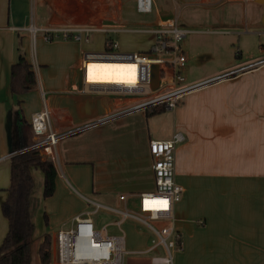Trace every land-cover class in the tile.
Listing matches in <instances>:
<instances>
[{
  "label": "crops",
  "instance_id": "crops-1",
  "mask_svg": "<svg viewBox=\"0 0 264 264\" xmlns=\"http://www.w3.org/2000/svg\"><path fill=\"white\" fill-rule=\"evenodd\" d=\"M79 9L80 0H0V163L8 164L9 176L10 158L14 152L16 99L21 102L22 115L28 124L31 115L46 106L52 128L58 132L100 120L127 104L126 100L107 94L104 88L82 84L83 54L96 51L91 43H45L39 38L32 44L27 32L30 25L37 28L83 26L93 21L88 13L83 19L79 18ZM258 24L264 29L263 15ZM41 48L51 49L58 57L63 68L59 76L47 75L51 64L39 54ZM120 51L124 52L121 48ZM259 53L261 57L249 63L264 59L263 45ZM20 55L32 66L37 86L34 91L15 98L10 90L11 67ZM186 66L183 75L187 81ZM243 66L209 74L196 82L206 83L188 93L173 111L172 127L167 134L150 136L148 131L138 127L135 134L131 124H127L122 131L121 137L124 138L120 137L122 143H127V148H122L126 151L118 160L114 157L107 160L106 167H100L98 172L90 167L92 164L87 158L90 149L84 152L74 149L79 156L70 159V152L74 150L61 147L65 168L76 183V169H85L91 179L98 181L107 168V180L99 181L107 182V198L116 205H104L120 207L119 196L131 198L154 190L149 141L169 140L174 133L184 136L185 141L176 148L174 163L175 183L183 188L182 198L174 207L182 247L174 257L175 264H264V63L233 77L211 81ZM87 80L101 84H135V66L107 62L91 65ZM107 97L112 98L110 102ZM33 99L35 105H32ZM89 130L76 137L91 136L93 130ZM139 131H144L147 142L136 151L132 140L140 134ZM112 142L107 141V145ZM139 155L142 161L135 162ZM124 156L127 157L125 161L131 157L132 160L122 166L120 159ZM83 158L87 160H80ZM121 168L124 170L120 173ZM31 175L34 188L30 216L34 240L41 241L45 236L37 234L36 217L40 203L44 205L47 224L50 215L58 217L52 227L57 228L56 232L60 227L68 226L74 217L89 211L84 197L78 193L82 201L75 196L66 197L58 209L53 208L51 201L61 189L58 187L66 186L57 176L54 195L44 199L41 194L38 198L34 190L39 186L43 192V175L36 169L31 170ZM148 175L152 176L151 181L140 186ZM6 188L2 190L4 195L0 196V206L6 199L9 187ZM45 230L40 229V233ZM48 236L54 239V236Z\"/></svg>",
  "mask_w": 264,
  "mask_h": 264
},
{
  "label": "built area",
  "instance_id": "built-area-1",
  "mask_svg": "<svg viewBox=\"0 0 264 264\" xmlns=\"http://www.w3.org/2000/svg\"><path fill=\"white\" fill-rule=\"evenodd\" d=\"M224 0H220V3ZM224 4L239 5L245 13L250 0H226ZM138 14H151L153 0H135ZM177 11L180 6H177ZM27 32L34 45L40 38L45 43L56 41L89 45L93 34L104 35L102 52H84L80 68L81 82L90 88H104L107 94L127 101L126 106L100 120L67 131L52 128L50 112L43 106L31 115L30 126L34 134L31 148L49 159L56 169L55 159L58 143L68 136L120 116L137 112L145 113L153 108L175 110L183 98L200 88L202 83H187L183 70L187 59L181 43L192 32L179 28L176 20L167 25L144 29H128L122 26H48L37 28L30 25ZM119 33H143L150 35L149 47L137 53L119 50L114 36ZM121 63L135 66V84H101L88 82V67L99 63ZM264 63V59L249 63L239 69L214 78H230L242 71L251 70ZM84 93V90L80 91ZM185 141L180 133L169 140H150L148 152L152 161L154 190L128 198L119 196L120 207L107 206L84 198L89 211L74 217L68 226L60 227L54 235L55 264H123L127 255H150V264H174L175 254L181 251V238L176 228L174 207L182 198L183 188L175 183L174 163L176 148ZM57 171V170H56ZM166 201L167 206L160 202ZM105 214L115 218L114 222L98 228L94 216ZM134 221L148 228L154 236L151 244L137 251H129L121 227L126 221ZM116 227L119 234H109L108 227Z\"/></svg>",
  "mask_w": 264,
  "mask_h": 264
},
{
  "label": "rangeland",
  "instance_id": "rangeland-1",
  "mask_svg": "<svg viewBox=\"0 0 264 264\" xmlns=\"http://www.w3.org/2000/svg\"><path fill=\"white\" fill-rule=\"evenodd\" d=\"M255 1L256 0L249 1L244 13L239 5L224 4L228 2L226 0L221 3L220 0H153L151 14H138L135 9V0H80L78 16L83 19L85 14L88 13V17L93 20L83 26H122L123 28L125 27L133 30L151 28L163 24L167 25L176 20L179 28L188 29L192 32L181 43V49L188 58V63L186 64L187 83L194 84L209 74L221 70H229L236 66L246 65L251 60L261 57L259 49L261 45L264 46V29L261 28L258 23L263 15L264 9L263 6L255 4ZM200 2L203 3L199 4ZM177 6H180L179 11L176 10ZM114 39L119 44V50L121 48L125 53L140 52L147 49L151 43L150 35L143 33H119L114 36ZM90 43L96 50L95 52H102L105 50L104 38L102 35L93 34L90 37ZM24 49V47L21 48L22 55L25 51ZM40 53L41 56L51 64L49 65L50 68L47 70V75L49 77L59 76L63 68H61L59 59L54 51L48 48H41L39 50V54ZM30 57L33 58L32 55H30ZM106 99L107 102H110L112 98L107 97ZM35 104L36 101L33 99L32 105ZM145 117L143 112H138L123 118L118 117L115 120H108L105 123L103 122L86 128L68 136L67 139H63L56 150L58 162L55 159V163L59 180L66 188L63 185L62 187H58V189H61L58 190V193L51 201V203L53 202V208L58 209L57 206H59L66 197L75 196L82 201L77 193L94 202L116 205L110 198H107V192L109 191H107V182L99 181L100 179L107 180V168L106 171L103 172V176L100 178L98 177V181L97 179H91L85 169H76V183L65 168L64 158L60 154L61 147L67 148L69 151L78 148L80 152L90 149V154H88L89 156L87 155V158L89 157L88 161L92 164L90 167H92L95 172H98L100 167H106L107 160L113 157L118 160L120 155L126 151L122 148H127V143H122L120 139L124 138L121 137L123 134L122 131L127 124H131L135 134L138 132V128H141L145 132L148 131L150 136L157 135L156 137L165 135L171 130L173 110L164 111L162 114L147 119ZM87 130H89V132L93 130L91 136L87 138H85L86 135L76 137V135ZM144 131H139L140 134L136 135V138L132 140L136 151L145 146L147 142ZM91 137L92 140H89ZM32 139L35 141L34 137ZM109 140H113V142L108 146L107 141ZM70 153L72 154V156L71 154L69 156L70 159L79 156L76 150ZM135 156H137V154H135ZM126 158L127 157L124 156L120 159L121 162H119L122 166L126 165L127 161L132 160L131 157V159L125 161ZM80 160L87 159L83 158ZM138 161H142V156L139 155L137 157L135 162ZM123 170L124 168H121L119 172L121 173ZM151 179V175L146 176L140 183V186L145 185L151 181ZM9 184L10 176L8 164H6V162L0 163V196L3 194L2 190L6 187L8 188ZM112 190L114 191V189ZM34 191L35 196L41 198L42 192L39 186L35 188ZM37 210V234L39 233L43 236L50 235L53 237L56 234L57 228L52 227L58 217L50 215V220L47 224L43 213L45 212L44 205L41 206L40 203ZM115 220V218L104 214H98V216L95 217V221L98 222V228L102 227L104 224L114 222ZM40 229L47 230L40 233ZM121 229L126 237V246L129 251H137L149 246L151 244V239L154 238L148 228L134 221H126ZM107 231L111 235L119 234L116 227L110 226ZM6 233L7 223L2 215L0 206V246ZM50 241V264H55L54 239L50 238ZM39 243L40 240L37 238L31 245V264H40L37 255ZM149 258L150 255H127L125 256L123 264H150Z\"/></svg>",
  "mask_w": 264,
  "mask_h": 264
},
{
  "label": "trees",
  "instance_id": "trees-1",
  "mask_svg": "<svg viewBox=\"0 0 264 264\" xmlns=\"http://www.w3.org/2000/svg\"><path fill=\"white\" fill-rule=\"evenodd\" d=\"M37 81L32 66L20 55L11 67L10 90L13 97L30 93L36 89ZM15 132L13 155L10 158V185L1 212L8 223V231L0 246V264H31V245L34 241V225L30 216L31 195L34 181L31 170H39L43 175L44 199L55 193L57 171L52 162L40 151L31 148L34 134L30 124L24 119L21 102L15 101ZM163 108H153L145 116L162 114ZM50 237L45 235L37 250L40 264H50Z\"/></svg>",
  "mask_w": 264,
  "mask_h": 264
},
{
  "label": "water",
  "instance_id": "water-1",
  "mask_svg": "<svg viewBox=\"0 0 264 264\" xmlns=\"http://www.w3.org/2000/svg\"><path fill=\"white\" fill-rule=\"evenodd\" d=\"M256 3L263 6L264 9V0H256ZM263 22H264V11H263Z\"/></svg>",
  "mask_w": 264,
  "mask_h": 264
},
{
  "label": "snow or ice",
  "instance_id": "snow-or-ice-1",
  "mask_svg": "<svg viewBox=\"0 0 264 264\" xmlns=\"http://www.w3.org/2000/svg\"><path fill=\"white\" fill-rule=\"evenodd\" d=\"M161 206L163 207H166L167 206V202L166 201H163V202H160Z\"/></svg>",
  "mask_w": 264,
  "mask_h": 264
}]
</instances>
